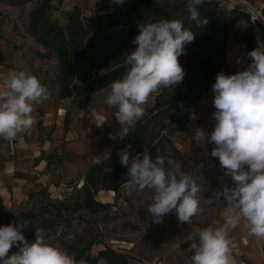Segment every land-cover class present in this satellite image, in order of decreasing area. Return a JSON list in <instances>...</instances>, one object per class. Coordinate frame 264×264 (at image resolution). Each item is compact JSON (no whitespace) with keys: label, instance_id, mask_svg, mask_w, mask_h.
I'll return each mask as SVG.
<instances>
[{"label":"clouds","instance_id":"clouds-1","mask_svg":"<svg viewBox=\"0 0 264 264\" xmlns=\"http://www.w3.org/2000/svg\"><path fill=\"white\" fill-rule=\"evenodd\" d=\"M122 5L124 0H113ZM205 0H188V20L199 27L208 23L201 18L199 7ZM139 34L132 41L137 45L127 55L130 67L121 79L111 83L105 103L118 110L120 135L126 136L134 121L144 114L142 105L159 88H172L183 81L184 70L178 61L184 46L195 34L180 19L140 24ZM251 63L236 74L216 76L212 85L215 127L208 140L216 145L211 156L219 159L225 175L234 187L224 185L215 193L216 201L226 204L227 224L236 228L243 219L251 235L264 238V50L255 48L247 53ZM239 63V61H237ZM50 99L46 86L39 79L20 71L12 73L0 89V137L14 139L28 131L34 121V104ZM195 119V114H191ZM98 124L97 126H99ZM114 138V137H110ZM199 141L201 136H196ZM126 146L120 152V163L127 167V181L143 191L154 190L148 212L153 223H162L165 214L173 212L180 223H190L201 209L196 194L200 186L188 174L177 178L175 161L159 155L153 160L148 153L132 155ZM247 165V169H245ZM216 223V222H214ZM27 222L0 226V264H77L75 257L46 239L44 229H36L35 241L26 240L22 229ZM231 241L223 227L209 226L193 239L192 264H234ZM16 245L19 249L8 255Z\"/></svg>","mask_w":264,"mask_h":264},{"label":"rangeland","instance_id":"rangeland-1","mask_svg":"<svg viewBox=\"0 0 264 264\" xmlns=\"http://www.w3.org/2000/svg\"><path fill=\"white\" fill-rule=\"evenodd\" d=\"M128 1L124 0L122 5L114 3L113 0H63L61 3L58 0L0 1L1 84L3 81L5 84L12 73L25 71L36 76L41 84L46 86L50 96L54 98L57 96L59 70L56 56L50 53L29 30L34 11L43 10L50 22L65 26L68 16L76 11L83 18H95L104 13L113 12L118 6H125ZM245 1L252 9L236 0H223L224 5L230 8L237 7L251 18L255 10L261 12L263 9L262 0ZM256 22L264 25V21L259 16ZM246 28V22L238 23L232 29L231 41ZM49 53L50 56H47ZM242 54L245 53L241 51L240 54L234 55V60L239 61L244 66L243 70H246L251 59L243 58ZM236 64L230 66L229 70L226 69L225 74L236 69L238 63ZM110 91L111 88L96 96L89 110L85 112L72 110L74 120L83 119L96 124L95 118L97 117V123L101 126L99 125L98 129L95 127L91 135L97 138L104 137L103 142L108 150L118 142L121 136L118 131L110 132V125L103 118L108 106L105 99ZM155 95L156 91L149 96L147 103L142 107L152 105ZM63 106L67 107L66 111L69 110V102H65ZM33 111L34 116L32 114L31 116L34 124H37L42 116V103L34 104ZM52 128L53 125L42 131L43 139ZM186 130L171 138L175 146L166 145L164 147L165 156L168 157L164 158L166 168H169L167 159L175 161L173 170L177 178L182 173L188 174L200 186L196 198L201 211L191 218L190 223H180L175 210L165 214L162 217V223H153L148 207L152 203L154 190L146 187L140 191L129 183L120 190L117 201L115 195L112 197L108 191L99 193L96 200L102 204H109L110 207L101 209L97 214L91 215L84 210L73 213L66 208H60L61 212L58 214L59 209L56 206L59 203L73 204L82 197L81 185L85 170L92 165L94 158H87L81 165L83 168L80 171L74 169L76 162L71 160L69 162L71 171L68 172L65 161L59 156H52V158H45L51 161L47 174L55 177L53 183L56 189L52 187L49 189L47 185L40 192L29 193L28 200L18 204L15 208L13 205L11 210H6L2 214L1 217H6L7 221L0 226L8 225L9 221H14L15 224L27 222V226L22 231L29 242L35 241L36 229H44L48 242L73 255L77 264H84L80 251L88 245H92L91 254L102 245L110 247L118 253L130 256L131 264H148L154 259H181V245L194 230L209 226L219 227L227 223L226 204L223 200L216 201L215 193L221 191L224 185L235 186L232 178L224 174L225 170L220 165L219 159L211 156L213 148L206 142H197V131L191 133ZM57 135L60 136L56 128L53 139ZM66 139H69V143L73 141L71 136L65 137L63 141L67 142ZM175 149L179 154L175 153ZM51 181L46 183L51 184ZM18 250L17 246L13 245L8 255Z\"/></svg>","mask_w":264,"mask_h":264},{"label":"trees","instance_id":"trees-1","mask_svg":"<svg viewBox=\"0 0 264 264\" xmlns=\"http://www.w3.org/2000/svg\"><path fill=\"white\" fill-rule=\"evenodd\" d=\"M187 3L188 0H129L125 6H118L113 12L95 18H83L76 11L68 16L65 26L50 22L43 10L32 13L31 34L57 59L58 102L70 103L65 114V133L70 131L73 122L72 110L90 109L96 96L111 88V83L121 79L130 67L126 59L137 47L132 41L139 34L140 24L180 19L184 21V27L195 34L194 41L186 44L183 54L178 57L185 73L183 81L172 88L161 87L156 91L153 106L112 148L110 156L87 169L82 197L73 204L59 203L56 206L58 214L60 208L73 213L84 210L91 215L97 214L110 207L96 200L104 191L115 193L117 201L120 190L129 183L127 167L120 163V152L126 146L131 145L128 151L133 156L148 153L153 160L157 155L166 157L164 147H174L171 138L185 131L191 123L190 109L212 91L217 74L225 73L227 44L238 23L244 21L247 24L243 33L246 49L264 50V25L253 24L251 16L239 8H230L223 0H205L199 12L208 23L198 27L188 20ZM260 13L264 18V8ZM47 138L51 140V136ZM175 153L179 154L176 149ZM193 239L198 242V238L192 237L182 244L183 249H191L190 260L194 254L190 247ZM91 248L92 245H88L80 251L84 264H131L130 256L110 247L95 255L90 253Z\"/></svg>","mask_w":264,"mask_h":264},{"label":"crops","instance_id":"crops-1","mask_svg":"<svg viewBox=\"0 0 264 264\" xmlns=\"http://www.w3.org/2000/svg\"><path fill=\"white\" fill-rule=\"evenodd\" d=\"M262 1L264 8V0ZM244 30L237 34L233 41H231L233 38L232 36L228 41L226 57L228 70L230 69V66L238 63L234 60V55L240 54L241 51L245 53L242 54L243 58L250 59L247 56L249 51L243 44ZM238 59L241 60L240 58ZM243 68L244 66H242L241 63H238L236 69H233L234 71L232 70V72L228 71L227 74H236L243 71ZM4 86V81L2 84L0 82V89L4 88ZM108 90H110V88L99 94ZM213 100L214 94L213 91H211L204 95L199 104L190 109L191 114H195V119H192L186 132L190 131L191 133H195L197 131L198 136L202 137L199 141L196 139L198 143L206 142L209 146L215 148L216 145L214 143H210L208 140V137L214 130L216 123L213 117V113L216 111ZM65 102L69 101L58 102L57 96L55 98L50 96L49 100L42 103V116L37 124L33 123L32 127L28 131L18 134L14 139L6 140L3 137H0V225L5 224L7 221L6 217H1L2 214L5 213L6 210H11L13 205L15 208L18 204L28 200L29 193L40 192L41 189L47 185L49 186V189H51V187L56 189V186L53 183L55 177L52 175L48 176L47 174V169H49L51 161L47 160L45 157H61L66 163L68 172L71 171L69 168V162L72 160L76 162L74 169L76 171H80V169L83 168L81 165L85 163L87 158H94L92 165L107 159L110 156L112 148L118 145L124 137L120 136L118 138V142L108 150L106 148L107 145L103 142L105 140L104 137L99 136L97 138L91 135L93 134L95 127L96 129L99 128V126H97L99 124L97 123V117L95 118L96 124L83 119L74 120L73 117V122L71 124L72 127L70 126V131L65 133L64 120L67 112V107L63 106ZM153 104L144 108L143 116L146 114L147 109L152 107ZM78 112L85 111L78 110ZM31 114L34 116V111H32ZM117 114L118 110L110 106L106 107V111L103 114V118L108 121L107 123L110 125V132L114 130L120 133L121 125L118 122ZM137 120L134 121V124ZM51 125H53L52 130L43 139L42 131ZM56 128L60 136L57 135V137L53 139V134L56 131ZM48 136H51V140H48ZM70 136L73 140L72 142L69 143V139H66L67 142L63 141L65 137L69 138ZM88 168H86L85 173ZM49 180H52V185L50 183H46ZM83 184L84 178L82 180L81 188ZM110 194H112V197L115 195V193ZM9 223L15 225L14 221H9ZM219 227H223L226 230L227 237L231 241V258L233 259L234 264H264V238H257L256 236L251 235L246 221L242 219L238 226L234 229L230 228L227 223H224ZM202 229L204 228L194 230L183 243L192 237L198 238V233ZM105 248L106 246L102 245L95 250V253L92 254L95 255ZM190 250L191 249L182 248L180 251V254L182 255L181 259H154L148 264H192V261L188 258Z\"/></svg>","mask_w":264,"mask_h":264},{"label":"built area","instance_id":"built-area-1","mask_svg":"<svg viewBox=\"0 0 264 264\" xmlns=\"http://www.w3.org/2000/svg\"><path fill=\"white\" fill-rule=\"evenodd\" d=\"M246 5H247V3H246ZM256 12H258V11L255 10L254 13L256 14ZM259 13H260V12H259ZM255 14H254V16L251 18V21H252L253 24L256 23L257 16H258V14H256V15H255ZM245 169H247V165H245Z\"/></svg>","mask_w":264,"mask_h":264},{"label":"bare ground","instance_id":"bare-ground-1","mask_svg":"<svg viewBox=\"0 0 264 264\" xmlns=\"http://www.w3.org/2000/svg\"><path fill=\"white\" fill-rule=\"evenodd\" d=\"M234 1V0H233ZM236 1H238V2H240V3H242V4H244V5H246V1L245 0H236ZM247 6H248V4H247ZM249 8H251L250 6H248ZM252 9V8H251Z\"/></svg>","mask_w":264,"mask_h":264},{"label":"water","instance_id":"water-1","mask_svg":"<svg viewBox=\"0 0 264 264\" xmlns=\"http://www.w3.org/2000/svg\"><path fill=\"white\" fill-rule=\"evenodd\" d=\"M256 14H258V16L264 21V18H263V16H262V14L261 13H259V12H256Z\"/></svg>","mask_w":264,"mask_h":264}]
</instances>
